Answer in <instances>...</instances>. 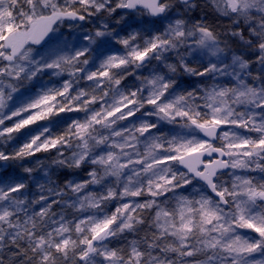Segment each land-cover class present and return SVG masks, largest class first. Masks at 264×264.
Here are the masks:
<instances>
[{"label": "snow or ice", "instance_id": "obj_1", "mask_svg": "<svg viewBox=\"0 0 264 264\" xmlns=\"http://www.w3.org/2000/svg\"><path fill=\"white\" fill-rule=\"evenodd\" d=\"M0 264H264V0H0Z\"/></svg>", "mask_w": 264, "mask_h": 264}]
</instances>
